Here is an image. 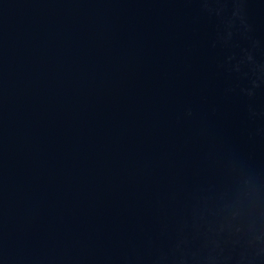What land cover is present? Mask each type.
Returning a JSON list of instances; mask_svg holds the SVG:
<instances>
[{"label": "water", "instance_id": "1", "mask_svg": "<svg viewBox=\"0 0 264 264\" xmlns=\"http://www.w3.org/2000/svg\"><path fill=\"white\" fill-rule=\"evenodd\" d=\"M0 264H264V0H0Z\"/></svg>", "mask_w": 264, "mask_h": 264}]
</instances>
